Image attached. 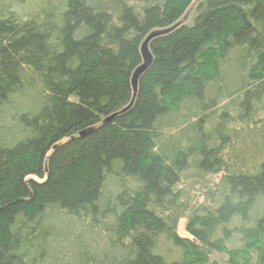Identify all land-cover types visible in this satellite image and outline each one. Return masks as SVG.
<instances>
[{"label":"trees","instance_id":"trees-1","mask_svg":"<svg viewBox=\"0 0 264 264\" xmlns=\"http://www.w3.org/2000/svg\"><path fill=\"white\" fill-rule=\"evenodd\" d=\"M195 2L0 0V264H264V0Z\"/></svg>","mask_w":264,"mask_h":264},{"label":"water","instance_id":"water-1","mask_svg":"<svg viewBox=\"0 0 264 264\" xmlns=\"http://www.w3.org/2000/svg\"><path fill=\"white\" fill-rule=\"evenodd\" d=\"M166 32H168V30L153 31L145 38V40L141 44V54H142L143 61H142L141 65L138 66L136 68V70L134 71V73L132 75V80H131L134 94H136V92H137L138 80H139L140 76L148 69V67L151 65V62H152V54L149 50V42L153 38H155L161 34H164ZM125 110H127V108L123 109L122 111H125ZM113 116L106 119L105 121H109Z\"/></svg>","mask_w":264,"mask_h":264},{"label":"rangeland","instance_id":"rangeland-1","mask_svg":"<svg viewBox=\"0 0 264 264\" xmlns=\"http://www.w3.org/2000/svg\"><path fill=\"white\" fill-rule=\"evenodd\" d=\"M197 2H195L194 4H193V6L187 11V14H186V16H185V18H186V20L192 15V13H193V11H194V8L196 7V5H197V3L199 2V0H196ZM212 179H215L216 180V177H214V178H211V180ZM195 190H197V187H195ZM198 192H194V196L195 197H197L198 195ZM197 195V196H196ZM203 199V197L202 196H199V198L197 199V201L199 200V201H201ZM187 220H186V218H181L179 221H178V223H177V232H178V234H179V236H181V237H191V235H190V233L187 231V229H186V222ZM161 240V242H163V239L161 238L160 239ZM170 246V245H169ZM162 249H163V251H165V250H167L168 251V247L167 246H164V248L163 247H161ZM165 249V250H164ZM212 258H218V259H220V260H222V261H224V260H226V257L225 256H223V255H220V254H214V255H212Z\"/></svg>","mask_w":264,"mask_h":264}]
</instances>
